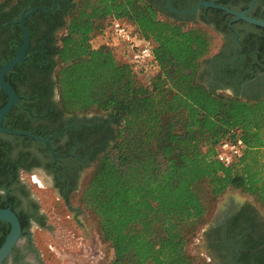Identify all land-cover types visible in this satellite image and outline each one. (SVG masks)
<instances>
[{"label":"trees","instance_id":"1","mask_svg":"<svg viewBox=\"0 0 264 264\" xmlns=\"http://www.w3.org/2000/svg\"><path fill=\"white\" fill-rule=\"evenodd\" d=\"M58 5L55 13L40 10L26 20L32 56L18 67L27 65L54 79L50 82L56 112L96 110L112 118L113 144L92 159L91 174L79 195L81 206L95 218L113 250L112 264H208L190 255L188 246L208 223L218 199L228 191H240L264 206V95L227 96L200 77L203 63L219 53V16L224 12L208 9L214 21L202 17L194 22L161 10L151 0H70ZM24 7L22 0H0V31L17 38L5 62L23 42L20 25L12 23ZM37 20L46 29L37 28ZM124 20L154 46L148 68L157 73L149 85L111 49L92 46L96 34ZM42 49L45 61L36 54ZM6 80L23 105L12 112L49 108L22 100L23 95L30 101L39 97L40 83L34 78L32 94L21 93L8 76ZM2 95L0 109L8 101ZM14 119L4 127L34 131L21 123L23 118ZM237 139L246 146L243 156L223 164L217 147ZM20 222L24 231L26 222ZM2 229L0 247L10 227Z\"/></svg>","mask_w":264,"mask_h":264},{"label":"flooded vegetation","instance_id":"2","mask_svg":"<svg viewBox=\"0 0 264 264\" xmlns=\"http://www.w3.org/2000/svg\"><path fill=\"white\" fill-rule=\"evenodd\" d=\"M151 1L161 10H169L186 21L201 22L202 17L215 20L214 14L205 12L208 9L218 10L214 8L201 7L196 14L184 15L176 12L191 10L200 2L216 3L237 13H246L251 18L264 21V0ZM22 2L25 7L21 11L20 18L27 10L45 7L44 5L50 6L47 8L49 11H44L46 14L55 13L60 9L58 4H69L70 0H38L39 6L35 7V0H22ZM170 6L176 11L171 10ZM223 12L219 16V19L223 20L219 26L222 46L217 56H212L203 63L200 77L204 84L214 87L217 93L255 99L264 95V28ZM15 22L12 24L15 25ZM36 22L37 28L46 29V25L41 20ZM215 22L217 24L218 21ZM16 41L17 38L11 32L0 31V64H2L0 68L11 60L5 62V57L12 53ZM41 45L43 46V42ZM29 50L30 47L28 52ZM28 52L25 61L20 64L31 58L32 54ZM44 53L43 49L39 53L36 52L42 61H45ZM19 65L6 74L5 80L8 76L11 82L20 86L21 93L32 94L34 78L40 83L37 90L39 97L35 101H30L32 98L23 95L22 100L36 103L39 108L42 106L49 108L28 112L10 111L2 125L3 127L11 125L16 120L14 118L19 116L23 118L22 124H29L34 129L33 132L28 130L21 132H30L36 136H38L36 133L41 132L45 137H39L49 140V143L26 136L0 134V140L5 142V144L0 142V209L10 208L19 221L26 222L22 236L24 243L17 247L18 252L15 250L5 264H35L30 260V255L35 252L33 231L35 228H48V216L41 209L39 199L32 194L24 176L43 177V181L57 193L58 200L66 206L70 205L71 198L81 191L92 159L99 150H108L113 144L115 127L109 116L97 118L87 114L66 115L56 112L52 103H56L57 99L52 93L50 82L54 79H48L47 74L29 69L27 65L21 68L18 67ZM43 65L41 61L38 63L39 67ZM29 79L31 82L27 83ZM2 92L0 88V100L3 98ZM15 106L23 108L20 97L19 104ZM224 215V219H214L202 234L203 248L208 261L214 264H257V262L264 264V218L255 206L249 201L241 205L233 202ZM7 226L10 227L8 223L0 221V233L2 228Z\"/></svg>","mask_w":264,"mask_h":264},{"label":"rangeland","instance_id":"3","mask_svg":"<svg viewBox=\"0 0 264 264\" xmlns=\"http://www.w3.org/2000/svg\"><path fill=\"white\" fill-rule=\"evenodd\" d=\"M129 27L128 22L120 21ZM107 25L109 22L107 21ZM133 29V28H132ZM110 27L105 29L102 34H96L92 39V46L95 49L108 47L116 56V59L122 63H131L127 54L126 46L112 38L110 35ZM134 30V29H133ZM218 48L220 51L222 46V38L218 33ZM143 68H138L136 75L140 82L149 85L152 78L157 72L154 69H148L146 73H139ZM229 95L227 93H221ZM230 96V95H229ZM109 113L100 111H90L89 116L107 117ZM92 169H89L86 179L83 180L82 187L89 178ZM29 185L32 194H34L40 202L41 209L47 214L48 228L34 229V250L30 255V260L35 264H112L114 253L111 246L103 240L100 233L99 225L95 218L90 215L81 206L79 195L81 191L76 193L70 200V205L66 206L58 200V195L54 192L47 182L43 181V177L24 176ZM81 187V188H82ZM234 196L243 202L249 201L256 210L264 218V206L257 203L253 197L246 195L240 191H228L217 201V208L213 209L208 223L198 232L197 236L190 242L188 252L192 256L201 258L208 264H214L208 261L203 248L202 234L207 229L217 215L220 205L226 201L228 196ZM235 202V201H234Z\"/></svg>","mask_w":264,"mask_h":264},{"label":"water","instance_id":"4","mask_svg":"<svg viewBox=\"0 0 264 264\" xmlns=\"http://www.w3.org/2000/svg\"><path fill=\"white\" fill-rule=\"evenodd\" d=\"M170 1V0H169ZM214 8L218 10L225 11L231 15H235L237 18L242 19L248 23L260 26L264 28V21L262 20H257L254 18L249 17L246 13H237L233 10H230L227 7H224L222 5H218L216 3H211V2H200L196 7H194L191 10L188 11H176L174 10L171 6V10L176 11L181 14H196L198 10L201 8ZM38 10H43V11H49L47 8L41 6L38 8L30 9L24 12L21 16V18L15 22V24H19L22 32H23V43L22 46L20 47L17 55L11 59L8 63L4 64L0 68V88L1 90L8 96V102L6 105L0 109V134H9V135H15V136H26L29 138H32L34 140L44 142V143H49V140L43 139L39 136H36L30 132H21L17 130H10L7 128L3 127V121L5 117L8 115V113L12 110V108L19 104V95L17 94L16 90L14 87L5 80L6 74L11 71L13 68H15L17 65L25 61L26 59V54L28 52V49L30 47V34L26 26V20L30 18L33 14H35ZM235 201L236 204L241 205L243 201L238 200L234 196H228L226 201H224L221 205L220 208L217 212V215L215 219H224L225 215L224 213L226 212L227 208L231 203ZM0 221L6 222L10 225V231L8 235L5 238L4 243L0 247V264H5L6 261L10 260L11 255L14 252V249L20 246L21 244L24 243L22 240L23 236V230L20 224V221L17 217V215L10 209H0Z\"/></svg>","mask_w":264,"mask_h":264},{"label":"built area","instance_id":"5","mask_svg":"<svg viewBox=\"0 0 264 264\" xmlns=\"http://www.w3.org/2000/svg\"><path fill=\"white\" fill-rule=\"evenodd\" d=\"M112 38L126 46L127 54L135 70L147 68L154 59V46L150 41L141 39L128 25L114 21L110 27ZM246 146L241 139L224 141L217 147V158L225 165H231L243 156Z\"/></svg>","mask_w":264,"mask_h":264}]
</instances>
